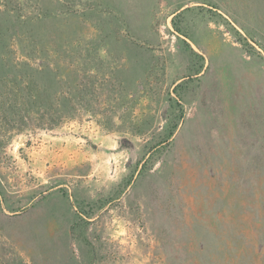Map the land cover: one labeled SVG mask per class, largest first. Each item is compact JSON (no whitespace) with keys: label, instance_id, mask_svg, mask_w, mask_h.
Instances as JSON below:
<instances>
[{"label":"rangeland","instance_id":"1","mask_svg":"<svg viewBox=\"0 0 264 264\" xmlns=\"http://www.w3.org/2000/svg\"><path fill=\"white\" fill-rule=\"evenodd\" d=\"M0 264H264V0H0Z\"/></svg>","mask_w":264,"mask_h":264},{"label":"trees","instance_id":"2","mask_svg":"<svg viewBox=\"0 0 264 264\" xmlns=\"http://www.w3.org/2000/svg\"><path fill=\"white\" fill-rule=\"evenodd\" d=\"M190 53H191V55H192V56H194V55H195V56H197V57H198V55H197V54H196V53H195L193 50H191V51H190Z\"/></svg>","mask_w":264,"mask_h":264}]
</instances>
